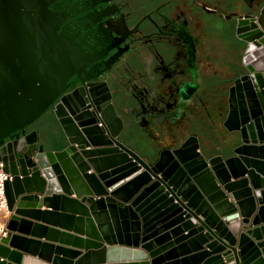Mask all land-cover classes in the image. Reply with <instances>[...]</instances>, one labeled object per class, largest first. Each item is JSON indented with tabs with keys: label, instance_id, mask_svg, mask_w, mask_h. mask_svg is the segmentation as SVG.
Here are the masks:
<instances>
[{
	"label": "water",
	"instance_id": "water-1",
	"mask_svg": "<svg viewBox=\"0 0 264 264\" xmlns=\"http://www.w3.org/2000/svg\"><path fill=\"white\" fill-rule=\"evenodd\" d=\"M62 1L0 0V163L13 174L5 184L15 212L10 223L25 227L17 215L43 212L76 220V232L36 225L55 244L7 226L0 264H20L22 253L12 247L26 242L38 264H264V13L236 22L246 46L245 72L229 86L223 121L240 139L231 153L209 154L194 134L149 161L117 137L112 146L95 145L83 113L58 112L78 90L90 91L86 80L101 53L64 25L70 9ZM76 79L80 85L61 94ZM239 83H252L254 93L245 86L236 107ZM57 97L53 112L63 137L51 140L62 147L45 149L28 126ZM107 108L118 135L121 117L111 102ZM39 200L50 208L32 209ZM105 204L110 219L101 217Z\"/></svg>",
	"mask_w": 264,
	"mask_h": 264
},
{
	"label": "flooded vegetation",
	"instance_id": "flooded-vegetation-1",
	"mask_svg": "<svg viewBox=\"0 0 264 264\" xmlns=\"http://www.w3.org/2000/svg\"><path fill=\"white\" fill-rule=\"evenodd\" d=\"M62 2L61 8L70 9L64 25L78 30L101 50L86 81L92 82L93 92L103 98L106 106L111 102L121 117L117 138L132 147L121 139L126 124L115 106L111 82L124 91L132 118L128 125L134 130L137 143L152 145L157 152L176 146L185 138L193 139L199 111L203 117L211 118L207 109L210 98L216 99L217 115L222 118L228 104L229 86L245 72L242 56L246 45L236 35L237 19L264 13V0ZM215 20L224 23L226 32L232 30L231 36L236 40L233 53L238 54L242 66L237 73L229 74L228 67L224 68L227 65L224 50L214 46ZM236 47L240 48L239 53ZM79 85L76 79L61 94ZM77 93L86 104L89 117L97 119V108L102 107L91 103L88 89H80ZM57 101L58 97L49 107L52 112L50 125L56 137H61L53 112ZM75 101L80 104L77 99ZM68 104L76 111L70 101ZM210 118L205 120L209 123ZM98 123L103 122L99 120Z\"/></svg>",
	"mask_w": 264,
	"mask_h": 264
},
{
	"label": "crops",
	"instance_id": "crops-1",
	"mask_svg": "<svg viewBox=\"0 0 264 264\" xmlns=\"http://www.w3.org/2000/svg\"><path fill=\"white\" fill-rule=\"evenodd\" d=\"M211 102L208 104V111L209 114L211 116V118L213 119L211 121V123L207 122L208 121V116L203 117V115H200V111L199 114L197 115V121L195 123L194 126V132L196 133L197 137L200 139L201 141V134H204V139H205V135H210L212 138L215 139H226V137L228 136V133H231L226 126L223 124V121L226 117V114L228 112V104L227 106H225L224 108V114L222 116V118L219 116V114L217 115V102L215 98H210ZM204 113V112H203ZM207 119V121L205 120ZM35 128L38 130V133L40 135V137L42 138V134L41 131L39 130L38 126H35ZM200 128V129H199ZM203 129V130H201ZM208 137V136H206ZM231 141V139L227 140L226 145L227 148L225 147L223 150H225L226 154H230L231 153V148L237 143H229ZM62 146H55L53 144L52 148H61ZM201 148H203V144L201 142ZM217 148V151L213 154H218L219 152V148ZM204 150L207 149L206 147L203 148ZM207 151V150H206ZM208 152V151H207ZM209 153V152H208ZM11 189H12V184L10 185ZM28 202V201H27ZM38 210H47L50 207H45L42 202L39 200L37 202L36 207H33L32 209H37ZM27 209H31V207H27ZM60 212H64V213H71L68 212L67 210H59ZM15 214L14 210H9L7 209L6 211L0 212V221L3 222L6 226H15V229H12L10 232L14 233V234H18L20 236H23L26 239H33V240H39L42 242H52L55 244H59L60 241L57 239H54V237H48L50 235H48L45 231H40L38 228H40L42 226L41 229H47V228H52V229H57V230H62L65 232H70V233H74L76 232V220H70V219H65L62 216H58V217H52L50 214L49 215H44L43 212H40L39 215H33V214H26V215H17L18 218H24L29 224H27L25 227L24 225H21L20 220H15L12 221L14 223H10L12 219V216ZM26 222V223H27ZM36 225H40V227H37ZM44 227V228H43ZM9 231V229H8ZM22 247L20 249L13 248L14 250L22 253V257L24 259H21L22 261L20 262V264H38V260H40V258L38 257V254H32L31 251L34 248V245H28V243H24L23 245H21ZM29 260H28V259ZM27 259V260H26ZM37 260V261H36ZM94 263V262H92Z\"/></svg>",
	"mask_w": 264,
	"mask_h": 264
},
{
	"label": "rangeland",
	"instance_id": "rangeland-1",
	"mask_svg": "<svg viewBox=\"0 0 264 264\" xmlns=\"http://www.w3.org/2000/svg\"><path fill=\"white\" fill-rule=\"evenodd\" d=\"M233 35L232 30L229 32H226V28L224 23H221L218 20L214 21V27H213V40H214V46L217 48H220L221 51L224 50V55L225 59L227 61V65L225 64L224 68L228 67L229 74L230 73H237L240 71V61L238 59V54L233 53V49L235 48V43L236 40L233 39L231 36ZM226 50H225V49ZM240 48L236 47V52L239 53ZM111 87L113 90V100L115 103V106L118 110V113L121 114L124 119H125V124L126 128L124 132L121 135V139L126 142L132 144V147L138 151L140 154L144 155V157L151 161L155 158L156 156V148L152 145H140L137 143V140L135 139L134 135V130L132 129L131 126L128 125L131 124L132 118H131V111L128 107V103L126 100V97L124 96V91L123 89L118 85L114 84L111 82ZM208 118H210L208 116ZM52 119V112L50 110H45L43 114L38 118V120L35 122L36 126L39 127V130L41 131L42 134V141L44 143L45 149H52L53 143H52V138L56 137L57 133L53 129V127L50 125ZM212 119L210 118V123ZM35 124H31V126H28L30 128H34ZM212 124V123H211ZM200 129V128H199ZM203 130V129H201ZM228 136L226 137L227 140L231 139L229 143L233 144L235 142H239V136L237 133H228ZM208 136V137H206ZM201 137V142L203 144V148L206 147L209 154L215 153L217 151V148H219V152L226 154L225 150H223L225 147L227 148L226 141L227 140H219L212 138L209 134L205 135L204 139V134L200 135Z\"/></svg>",
	"mask_w": 264,
	"mask_h": 264
},
{
	"label": "bare ground",
	"instance_id": "bare-ground-1",
	"mask_svg": "<svg viewBox=\"0 0 264 264\" xmlns=\"http://www.w3.org/2000/svg\"><path fill=\"white\" fill-rule=\"evenodd\" d=\"M248 85H252V83L248 84ZM247 84L243 85V83H239V85L233 90V94H232V104L236 107H238V101H239V96L245 95V86L248 87ZM252 89H250L249 87L247 88L248 93L253 94L254 93V86H251ZM93 88L90 89L89 95H90V100L91 103H93L94 106H100L102 107V109H100L99 107L97 108L98 111V117L96 118H91L89 117V114H87V111L85 110L86 104L83 102L82 99H80L79 97V93H76L75 96H72L71 98H69L68 100H66L64 103H62L59 108H58V112L59 113H63L64 115H62L64 118L65 117H69L72 116L71 112L72 111L69 107L68 102L70 101L72 104V107L76 110L75 112H79V113H83L85 116L83 117L84 121L86 120H90V128L91 130H93V134H91L90 136V140H92L93 142H95V145H107L109 144V146H112L113 143H111L113 141L114 138L117 137V128L119 127V123L115 122L114 119H112L110 117L109 114V109L106 106V103H103V98L100 97V95H97V93L93 92ZM75 99H77L80 104L78 105L75 101ZM68 109V110H67ZM238 110V109H237ZM106 112V114H105ZM237 114V113H236ZM238 116V115H237ZM236 117V115H235ZM103 122L102 124H99L98 121ZM231 123H235L238 124V120L232 118ZM88 172H91L90 170ZM147 174V173H146ZM88 176L90 175L89 173L87 174ZM94 176V175H92ZM104 190V189H103ZM106 203V201H104ZM105 213L103 216L104 219L105 217H109V219L111 218L110 215V211L108 206L105 204ZM115 263V262H113Z\"/></svg>",
	"mask_w": 264,
	"mask_h": 264
},
{
	"label": "built area",
	"instance_id": "built-area-1",
	"mask_svg": "<svg viewBox=\"0 0 264 264\" xmlns=\"http://www.w3.org/2000/svg\"><path fill=\"white\" fill-rule=\"evenodd\" d=\"M13 174L5 169H3L2 164L0 163V212L6 211L7 207V198L5 193V184L7 180H11ZM8 234L7 226L0 221V239Z\"/></svg>",
	"mask_w": 264,
	"mask_h": 264
},
{
	"label": "trees",
	"instance_id": "trees-1",
	"mask_svg": "<svg viewBox=\"0 0 264 264\" xmlns=\"http://www.w3.org/2000/svg\"><path fill=\"white\" fill-rule=\"evenodd\" d=\"M49 107H50V106H49ZM49 107H48L46 110H48V109H49ZM42 114H43V113H42ZM42 114H41V115H42ZM41 115H40V116H41ZM40 116H39V117H40ZM39 117H38V118H39ZM38 118H37L35 121H37V120H38ZM35 121H34V122H35ZM34 122H33V123H34ZM33 123H31V124H33ZM31 124H30L29 126H31ZM60 131H61L62 135H61V137H59V138H62V137H63V132H62V130H61V129H60Z\"/></svg>",
	"mask_w": 264,
	"mask_h": 264
}]
</instances>
